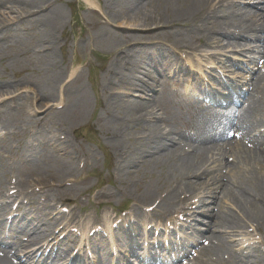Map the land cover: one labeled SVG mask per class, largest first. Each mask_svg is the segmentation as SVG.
Listing matches in <instances>:
<instances>
[{
	"label": "bare ground",
	"instance_id": "bare-ground-1",
	"mask_svg": "<svg viewBox=\"0 0 264 264\" xmlns=\"http://www.w3.org/2000/svg\"><path fill=\"white\" fill-rule=\"evenodd\" d=\"M248 1H256V4L251 7L252 9L242 10L243 7H240V5H243L244 0H104L105 12L109 18H111L109 13L112 16L116 14V21L123 20V24L135 30L149 31L162 29L165 31L163 37L152 38L159 41L154 45L139 42L143 37H131L127 39L125 41L126 45L118 47V58L114 62L112 69L108 70V77L103 83V93L105 96L104 110L107 120L112 126L108 133V138L119 146L117 150L118 164L116 170L121 176L120 182L126 186L122 190L117 189V195L121 199L128 197L132 184L134 185V190L132 189L131 192H136L135 176H142L145 179L144 181L148 182L149 179L146 177L153 173V171H160L161 174L165 171L166 177L163 174L161 176L162 179L160 178L161 181L154 180L150 184L141 181L138 187L139 194H134V196L138 194L134 205V212L127 218L121 220L119 217L115 219L103 217L92 222V224L88 223L89 219L87 218V224H85L81 223V220L76 219L71 213L72 221L66 223L62 230L70 229L72 224L81 225V229L74 227L83 233L79 241L85 240V242L90 243L96 242L98 238H101L102 233H96L93 237L89 236L99 226H102V231H106L108 237L111 239L115 237L128 242L129 236L142 239L147 233L146 226L152 224L151 217L155 216L162 221L165 219L173 221L174 218L171 215L174 212L183 210L180 206L182 191L187 192L186 190H192L194 192L193 198L200 199L198 204L200 208L191 210V222L188 228L192 229V234H197L198 238L195 240L190 234L186 235L184 246L197 244L199 237L206 231L211 233L212 238L217 241L221 238H225V240L230 238L227 237L223 229H228V234L234 233L237 237L244 236L246 232H243V229L249 226H251L250 228L255 227L256 231L264 232V156H259L258 153L257 155L249 154L242 150L245 155L239 150L234 151L233 155L237 161L234 169L242 175L243 180L240 183L235 179V181L232 180L231 187L221 183L225 177L220 176V172L217 175H212L216 171L215 160L204 158L198 154L186 155L183 153V149L174 148L176 140L170 135H166L164 131V128L168 126H164L162 121L158 123L153 122V115L157 112L159 113V111L164 116L167 115L168 111L171 110V107L169 108L170 105L173 107L174 112L167 116L168 120L172 122L180 121L182 115L185 112H189V107L185 104V101L178 100L169 103L167 87L164 86L165 90L162 92L159 100L152 104L150 93H153V84L145 83L143 88H140L136 83L138 79L134 80L136 78L135 74L138 72L135 70L139 68L140 64H137V59L150 55H158L157 49L159 47L165 53L167 51L166 48L183 46L182 48L188 49L193 53L192 56L194 55L193 58L187 57L186 63L190 67L200 70L203 58L208 59L209 64H212V60L216 57L207 52H201L198 48H212L216 51L230 48V50L235 51L243 46L240 41L243 34L249 35L254 40L264 41V35L260 33L262 32L260 29L264 28V0ZM98 4H100V0ZM9 5L18 7V9L15 11ZM0 6V56L2 51L11 44L12 32L19 33L22 29L41 28L43 34L39 41V50L42 52V55H39L42 58L40 73L46 75L47 85L42 92H38L35 102L31 104V108L33 111H41L47 108L45 112L56 110V114L59 116L64 115L65 112L74 106L75 101L83 97L85 93L81 80L77 78L80 76L66 81V75L70 69L69 65L63 68L61 61L58 60L57 46L59 39L55 35L56 26L53 24V19H50L53 10L56 9V1L0 0ZM2 8H6L8 12L2 11ZM45 11L47 14L43 15ZM11 14H16V16L12 17ZM110 20L114 22L113 19ZM110 20H106V22L96 20L92 26L93 29L97 30V33L88 35L87 40L110 39ZM131 44L133 46H130ZM261 49L264 50V48ZM198 51L199 53H204V55H195ZM225 55L229 56L231 53L226 52ZM174 62L176 61L171 58L165 59L164 64L166 67L159 73V77L165 79L171 74V71L167 68ZM251 64H248L247 67ZM128 66L132 67L127 68ZM186 72L191 73L187 69ZM148 76L150 77V75ZM158 80L159 78L154 80V83H157ZM257 81L262 83L264 82V78L258 77ZM12 87V82L0 80V95L5 94V97L9 96L7 93H9ZM61 88V101L64 104L63 111H59L51 105L57 101L55 94H58ZM139 91L143 92L139 96L141 99L150 100L146 102L127 100L129 99L128 97L135 95ZM118 97H122L124 99L123 102L112 107L111 103ZM13 101L14 99H9L8 97L0 100V120H4L6 117H14V114L8 111V107L12 105ZM39 121L42 122L43 118L38 120V124ZM63 125L61 120L56 119L52 127L46 132L45 143L41 149L49 148L52 150L58 155L61 163L53 171L44 174V177L38 170L35 171V176L31 177V172H33L31 165H39L42 159H44H41L40 154L35 149L28 147L25 143L22 144L24 139L26 141L34 139L29 138L31 135L27 136V133H24L22 137H18L14 145L7 140L9 137L5 139L0 138L1 209L7 215H12L14 221L24 218L25 222L22 225L18 224L19 226L14 227L11 232L16 233L20 231L19 228L23 229V227L28 225L27 221L30 218L34 222L27 229L30 232L32 231L31 234L33 233L34 235L33 239L49 238V233L53 235L54 239H57L54 231L59 221L58 214L61 212H54L57 210L58 198L51 195L45 199V202L41 206L33 204L30 209L28 201L26 205L28 209H24L23 205L24 199L28 198L30 201L31 198L37 195L31 192L25 197L28 190L34 187H39L40 189L42 187L41 190L49 189L53 191L54 188L60 190L61 186L68 181L66 173L76 165L77 153L74 146L69 142ZM12 126V124L7 123L4 129L11 128ZM33 128L31 127V129ZM135 129L140 131L144 136L139 140H134L133 138L131 139L132 143L126 145L124 141L126 139L130 140L131 131ZM59 132L65 134L64 139L58 135ZM171 134H176L181 140L186 139L184 134L176 133L175 129L171 131ZM37 142L38 140H34V145ZM262 143H264V140ZM209 152H211V155L216 156L218 153L220 154L219 157H226L222 148L213 147ZM6 159L20 161L24 165V170H18L13 163L9 164ZM9 169L19 174V178L23 177L26 179H17V187L20 189V192L15 201H13L14 196L7 194L11 186L10 181H8L11 173L9 176L7 175ZM229 169H232V167L229 166ZM172 173L174 174L173 180H167L166 178ZM36 174H40L41 178H37ZM208 175L212 176L206 184V188H204L205 185L193 182L197 181V178ZM222 186L225 187L223 188V193L225 192L226 195L230 194L227 204L234 213L228 212L215 216L212 207H206L205 210H201V207L208 204V197L210 195L213 196ZM102 194L105 197H109L105 193ZM22 195H24V198L20 201L17 211H13L10 203H16L22 198ZM155 200L157 201L156 208L153 214L150 215L144 211V207L148 203L155 202ZM61 201L66 202L67 200L62 199ZM107 203L110 204L111 202L108 200L103 204ZM135 218L136 221L131 223L130 220L133 221ZM119 222L118 227L114 229V224ZM5 223L6 221L0 217V234L4 232ZM90 224L91 226H89ZM128 225L129 227L126 228ZM153 227L157 229L161 226ZM237 230H241V233H237ZM132 232L136 235L131 234ZM83 235L86 236L84 237ZM253 237L254 235L249 233L244 236V240L248 243V246L245 248L246 255L248 256L257 252L255 247L258 245V242ZM73 239H76V237L71 232L68 233L67 238L59 244L60 247L62 246L61 250L65 248V244H69L70 240ZM10 241L11 239L6 237L4 243L0 238V243L2 244H8ZM262 242L264 243V240ZM14 244L20 246V248L24 246L21 241H16ZM243 244H246V242L239 243L241 247ZM218 248L220 247L214 246V250ZM174 253L175 251L172 253V256ZM252 257V260L248 257L246 264H264V256L256 254ZM255 259H257V263H255ZM224 262L232 264V261ZM0 264L8 263L7 261L0 260Z\"/></svg>",
	"mask_w": 264,
	"mask_h": 264
},
{
	"label": "rangeland",
	"instance_id": "rangeland-1",
	"mask_svg": "<svg viewBox=\"0 0 264 264\" xmlns=\"http://www.w3.org/2000/svg\"><path fill=\"white\" fill-rule=\"evenodd\" d=\"M56 9L50 19L56 26V35L59 38L57 54L64 67L69 65L70 70L66 75V80L72 73L74 77L81 80L84 88L83 97L77 99L74 106L63 116L59 118L64 122L68 135L76 149L82 152H88L93 155L90 159L91 165L77 171L76 167L72 170L73 176H80L85 181L80 184L69 186L65 193L59 196H65L71 202L80 201V205L72 206L76 213H79L81 206H88L90 211L96 210V207L89 205L94 203L98 193L101 190L112 192L114 188L120 186L116 181L113 169L110 168V162L114 164L116 159L115 153L107 157L109 148L112 151V145L104 138L107 133L106 120L102 118V112L99 109V98L103 99L102 87L106 80L108 70L112 69L114 62L118 58V47L126 45V40L134 37H143L139 42L142 44L152 45L159 41L154 37H163L165 31L162 29H154L149 31H140L131 29L130 26L123 24V20H115V15L109 13V18L105 12L104 0H55ZM46 12V11H45ZM47 14V12L45 13ZM129 15V14H128ZM11 16H15L11 15ZM120 18V17H119ZM110 19H113L112 22ZM98 20L99 22L110 20L111 37L108 40L88 41V35L97 33L93 29L92 24ZM95 30V31H94ZM42 29H33L28 32H21L12 39V47L15 49L10 53L7 62L3 64L0 70V76L5 77L19 76V84L15 89H11L16 97L11 110L15 113L13 117V125L10 131H22L27 127L29 118V104L34 101V97L38 92L46 87V75L40 73L42 68V58L36 55L39 51V39L42 38ZM130 46H133L132 44ZM139 46V45H135ZM176 50V49H174ZM174 50H171L174 53ZM160 51V50H159ZM170 52V53H171ZM169 53V54H170ZM5 68V69H4ZM19 72V74L17 73ZM97 92L95 93V90ZM59 95V93H58ZM61 95V92H60ZM57 97V95H56ZM57 103V102H56ZM42 111H38L41 115ZM55 112L48 116L44 122L49 123L52 118H57ZM11 120V118L9 119ZM19 126V128H17ZM98 140V143H97ZM114 147V146H113ZM106 151L107 153H104ZM53 158V154L48 157ZM47 169H51L52 163H46ZM74 179V178H70ZM138 180V179H136ZM133 185V184H132ZM134 185L131 187L133 189ZM134 192V193H133ZM132 192V196L136 193ZM129 201L114 200V208L129 209L131 205ZM128 203V205H122ZM128 206V207H127ZM127 207V208H126ZM109 211H113L111 208ZM104 211V210H102Z\"/></svg>",
	"mask_w": 264,
	"mask_h": 264
}]
</instances>
